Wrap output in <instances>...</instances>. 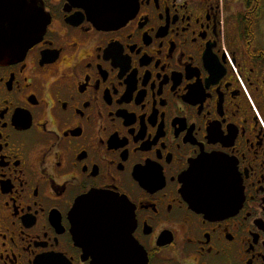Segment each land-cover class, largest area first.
<instances>
[{"label": "flooded vegetation", "instance_id": "1", "mask_svg": "<svg viewBox=\"0 0 264 264\" xmlns=\"http://www.w3.org/2000/svg\"><path fill=\"white\" fill-rule=\"evenodd\" d=\"M2 3L47 25L0 60V264H264V0ZM209 156L222 204L185 190Z\"/></svg>", "mask_w": 264, "mask_h": 264}, {"label": "water", "instance_id": "2", "mask_svg": "<svg viewBox=\"0 0 264 264\" xmlns=\"http://www.w3.org/2000/svg\"><path fill=\"white\" fill-rule=\"evenodd\" d=\"M124 0H90L91 11L90 18L99 26H109L120 23L127 18L129 11L126 12V7L123 6ZM3 0H0V15L6 17L10 16V24L7 26L0 25V60H9L14 55L19 54L21 51H27L36 41L39 39V35L45 30L47 22H39L36 29H34V35L28 37L24 36L22 39H14L17 31L18 33H24L30 31L27 27L20 25L19 23H13V16L19 14V10L13 7H6ZM16 24V25H15ZM212 157H205L199 161L197 165H194L189 172L190 185L185 190L192 198H202L206 203L215 205L222 204L225 195L222 191H234V188H223L218 183V175L213 168L211 169ZM216 174V175H215ZM120 196L117 194L95 190L91 193L84 195L78 202L79 207H87L84 211L86 214L77 215L78 222H84L88 224L84 229L91 235L96 233L94 231L95 226L91 225L95 219V207L102 206V212L105 214L115 213L113 208L119 204H124L120 201ZM99 229V228H98ZM97 229V230H98ZM95 264H102V258L97 259Z\"/></svg>", "mask_w": 264, "mask_h": 264}]
</instances>
